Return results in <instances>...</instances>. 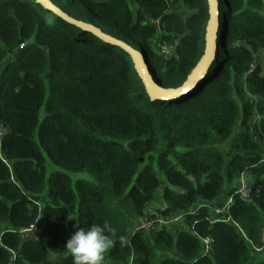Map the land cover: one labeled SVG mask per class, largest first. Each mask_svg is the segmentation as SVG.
<instances>
[{
	"label": "trees",
	"instance_id": "trees-1",
	"mask_svg": "<svg viewBox=\"0 0 264 264\" xmlns=\"http://www.w3.org/2000/svg\"><path fill=\"white\" fill-rule=\"evenodd\" d=\"M48 1L143 53L164 88L204 51L207 0ZM218 1L205 79L180 100L152 101L119 47L38 0H0V264H72L74 225L93 223L117 232L104 264H264V0ZM242 174L251 201L236 193ZM232 195L226 221L213 206ZM156 198L183 225L136 229ZM198 237L213 239L209 255Z\"/></svg>",
	"mask_w": 264,
	"mask_h": 264
},
{
	"label": "water",
	"instance_id": "water-1",
	"mask_svg": "<svg viewBox=\"0 0 264 264\" xmlns=\"http://www.w3.org/2000/svg\"><path fill=\"white\" fill-rule=\"evenodd\" d=\"M47 9L55 11L61 15L68 22L81 28L82 30L96 36L105 43L119 47L123 50L132 60L134 69L143 82L145 90L152 101H176L180 100L187 95H190L205 79L211 65L216 59V52L218 50V31L220 24V13H219V1L218 0H207L208 3V18L205 26V45L204 51L195 67L191 70L185 81L176 88H164L162 87L154 73L150 70L145 56L140 51L132 48L127 43L103 32L100 28L76 20L67 14L60 11L48 0H38Z\"/></svg>",
	"mask_w": 264,
	"mask_h": 264
},
{
	"label": "built area",
	"instance_id": "built-area-1",
	"mask_svg": "<svg viewBox=\"0 0 264 264\" xmlns=\"http://www.w3.org/2000/svg\"><path fill=\"white\" fill-rule=\"evenodd\" d=\"M161 52L165 55H170L173 48L167 45H161ZM254 67V65H252ZM247 178V180L245 179ZM236 193L240 195L243 199L251 201V182L249 177L246 174H242L238 179ZM234 203L233 195L226 197L220 203H215L213 206L215 215H227L226 221L230 220L229 211ZM152 206L146 208L142 216L136 222V229H143L145 231H152L158 227H165L172 229L178 228L180 225H183L184 216L181 212L177 211L174 214L170 215H160L157 209H152ZM163 208V206L161 207ZM38 230L37 224L34 222L28 227L22 228L20 230V236L22 238L33 237ZM264 231V229H263ZM201 247L202 255H209L212 251L213 239L211 237H198ZM256 251H259L261 248H254Z\"/></svg>",
	"mask_w": 264,
	"mask_h": 264
},
{
	"label": "clouds",
	"instance_id": "clouds-1",
	"mask_svg": "<svg viewBox=\"0 0 264 264\" xmlns=\"http://www.w3.org/2000/svg\"><path fill=\"white\" fill-rule=\"evenodd\" d=\"M74 233L67 239L64 249L72 264H104L106 253L114 246L117 232L106 223H93L87 227L74 225ZM122 244L127 241L119 238Z\"/></svg>",
	"mask_w": 264,
	"mask_h": 264
},
{
	"label": "rangeland",
	"instance_id": "rangeland-1",
	"mask_svg": "<svg viewBox=\"0 0 264 264\" xmlns=\"http://www.w3.org/2000/svg\"><path fill=\"white\" fill-rule=\"evenodd\" d=\"M130 39L133 40L134 38L131 37ZM126 65L128 67L129 75H130V79H131V91H132L133 94H137L138 93L137 78H136V75L134 73V69H133L134 66L132 68L131 63H130V61H129L128 58L126 60ZM49 165L52 166L51 164H49ZM52 167H54V166H52ZM64 172L70 176L72 182H75L76 180H79V179H83V180H86V181H89V182L95 181L94 180V177L91 174H89L88 172H86V171H83V172H73V171L64 170ZM245 179L247 180V178H245ZM250 182H251V180H250ZM225 198L226 197H223V196L221 198H219V202L218 203H220ZM162 202H163L162 200H159V198H156V202L154 204H151V206H152L151 208L152 209H154V208L155 209H158L160 206L163 205ZM171 228H173V227H171ZM167 229L168 230H171L169 228H167ZM260 257H262V256H260ZM53 259H54V262L56 264H59L60 260H59V258L57 256H53Z\"/></svg>",
	"mask_w": 264,
	"mask_h": 264
},
{
	"label": "crops",
	"instance_id": "crops-1",
	"mask_svg": "<svg viewBox=\"0 0 264 264\" xmlns=\"http://www.w3.org/2000/svg\"><path fill=\"white\" fill-rule=\"evenodd\" d=\"M237 183H238V180L236 181V183H235V186L237 187Z\"/></svg>",
	"mask_w": 264,
	"mask_h": 264
}]
</instances>
